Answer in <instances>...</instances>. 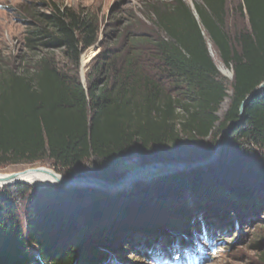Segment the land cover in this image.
Masks as SVG:
<instances>
[{
  "label": "trees",
  "instance_id": "16d2710c",
  "mask_svg": "<svg viewBox=\"0 0 264 264\" xmlns=\"http://www.w3.org/2000/svg\"><path fill=\"white\" fill-rule=\"evenodd\" d=\"M48 7L47 13L25 10L24 51L0 57V168L49 159L59 172L80 177L74 167L90 157L101 167L132 155L143 163L195 161L210 155L215 139L212 147L188 158L166 155L184 140H206L237 123L211 176L203 168L179 171L113 194L53 186L29 197L24 183L4 187L0 264H109L110 248L122 246L153 264L164 251L205 260L195 242L202 233L211 241L218 238L231 222L227 212L200 205L207 213L192 218V209L178 205L168 213L165 205L185 190L209 188L205 180L239 200L250 199L251 205L256 192L264 199V89L246 104L241 119L242 102L264 81V0L237 4L235 11L246 17L247 26L232 33L225 0H201L195 4L197 18L183 0L151 3L147 9L158 36L129 34L117 50L106 49L87 88L77 70L81 53L98 40L97 20L83 10L56 3ZM203 31L233 72L222 119L217 112L228 97V84ZM150 53L155 67L141 59ZM99 74L105 83L90 77ZM92 175L110 181L120 177ZM261 258L264 264V254Z\"/></svg>",
  "mask_w": 264,
  "mask_h": 264
},
{
  "label": "rangeland",
  "instance_id": "374dc122",
  "mask_svg": "<svg viewBox=\"0 0 264 264\" xmlns=\"http://www.w3.org/2000/svg\"><path fill=\"white\" fill-rule=\"evenodd\" d=\"M170 1L171 0H0V57L6 59L11 55L20 54L22 53V51H24L22 49V39L23 32L25 31L27 26L25 20L28 19V17H26L27 12L25 14V10H27L28 12H32L31 10H38L40 12L47 13L49 11V3H56L59 6H66L77 10H83L84 12L93 14L94 18L97 20L99 28L97 42L93 46L84 50L80 55L77 75L82 85L87 88L89 83L91 84L92 82V79L90 81V78L88 76L90 75V73L93 72L95 65L99 64V55L106 49L111 48L117 50L123 43L127 41V36L129 34H143L148 38H155L158 36V33L153 25L154 16L149 13V9H147L148 5L151 3L158 4L160 2ZM183 1L191 8L192 12L195 13L196 17H198L195 10V4L201 3V0ZM240 1L241 0H225L226 27L231 33L236 28H242L245 25L247 26L246 17H241V15H239L235 11V7L238 3H240ZM203 34L207 39V46L209 49L210 56L218 67L219 63L222 62L216 52L215 56H212V53L209 48L210 41L208 40L204 31ZM54 53L55 55L57 54L56 56L60 54L59 50H54ZM141 59L144 60L146 65H149L151 67L156 66L154 58L151 57V53L149 55L147 54ZM229 69L231 70L230 67ZM220 73L222 76L225 77L228 84V97L223 100L217 112L219 118L222 119L230 105V84L232 81V77L229 78L225 76L222 72ZM90 77L94 79L96 77L95 82L97 84H102L104 82L103 74L93 75V77ZM107 81H109V79ZM107 84H109V82ZM171 92L172 91L170 90V93ZM224 131L225 129L221 132H215V137H210L202 141L184 140L181 146L172 147V149L170 150V152H168L166 156L169 158L180 155V158L184 159L191 157V155H194L196 153L198 154L200 152H203L206 148L212 147L213 139H215L214 142H216L217 144L219 138L223 136ZM228 134L229 132H226V134L222 138L217 158L209 165L202 167V170L204 171H211L210 174L207 173V176H211L214 174L213 172L215 170L211 168L215 166L214 164L217 163L220 156H222V154L226 152L224 139L228 136ZM216 144L214 145L213 151L217 150ZM226 155L227 156H225L224 159L228 161L229 155ZM175 161L176 160L172 162ZM145 164L146 163H143L140 157H138L137 155H132L123 157L121 159H118L116 162H112L109 164L107 162H104V165H102L101 167L98 164L97 159H95L94 157H90L82 161L79 166H76L74 168L75 170H78L81 174L84 175L80 177H95L92 174L97 173L102 175L105 172L110 176H117L118 174H120L121 177L130 172H133L134 170L142 167ZM33 168H45L57 173L58 175L70 177L65 173L69 171L63 170L59 172V169L55 167L53 161L49 159L35 164L6 165L0 168V172L19 173ZM169 174L172 173L169 172L168 174L164 175ZM153 175H155V173ZM152 176L146 178L137 177V179L142 180H136L134 182H131L130 184L126 183L115 188H110L108 189L110 191L109 193L113 194L121 191H129L133 188L135 183H151L155 181L157 177H159L157 176L152 179H149ZM18 183H24L30 187L29 197L35 194L37 190L39 192V190L43 188L55 186L48 183L32 184L29 182L25 183L21 181L13 182L8 185L0 184V190L6 186L13 187ZM203 184H210V187L205 189L201 188L191 192L185 190L179 196L174 197L173 200L167 201L165 205V211H167L168 213H171L172 208L179 205L184 206L189 210L192 209V218H199L201 217L199 212H205V210H199L198 206L211 204L216 210L222 211L223 213L227 212L228 218L231 219V222L226 224V229L223 230L222 234L219 235L218 238L216 237L215 240H209L206 237L205 233L199 235V238L195 242L196 248H198V250H200V252L203 255H206L207 257L205 260H201V258L198 257L194 261L191 260L190 262H192L193 264H263L261 258L262 254H264V245L261 243L262 241H264V199L262 197L263 193L256 192L253 197L254 204L251 205L252 202L248 201L250 199H245L244 201L239 200L238 198H235L230 195L229 192L221 185H219L220 187L215 186L212 181L210 182L209 180H205L203 181ZM62 188H73V186ZM47 198L44 197V200H47ZM18 204L20 207L19 211L22 212V210H24V204L22 203V201H19ZM205 213H207V210ZM169 215L170 214H168V216ZM114 218L117 219L116 216H113V219ZM171 220L175 224L172 228L176 230L179 227V223L177 222L178 220L177 218H174V216ZM233 220H236L237 222L234 223ZM131 222L133 221L131 220ZM156 223L158 225L162 224L158 221H156ZM94 230H96V228ZM29 248L30 252L32 251L33 253L35 251L33 247L30 246ZM126 248L127 247L124 246L117 249L110 248L113 251L108 257L109 264H153L151 260L140 256L138 252L134 253L129 249L127 250ZM178 257H181L183 264H186L189 258H191L187 255L183 257L180 255L170 254L168 251H164L161 254L160 259L162 260V264H178V262L176 261Z\"/></svg>",
  "mask_w": 264,
  "mask_h": 264
},
{
  "label": "water",
  "instance_id": "95a60500",
  "mask_svg": "<svg viewBox=\"0 0 264 264\" xmlns=\"http://www.w3.org/2000/svg\"><path fill=\"white\" fill-rule=\"evenodd\" d=\"M193 14H194L195 18H197L195 13H193ZM218 70H219V68H218ZM263 89H264V81L244 99V101L242 102V105H241V119L243 118V110H244L246 104ZM236 123L237 122L230 123L229 126L225 129L223 136L226 134V132L230 133V131L232 130L233 126ZM223 136H221L219 138V140L216 144L217 150L212 151L210 153V155H208L205 158L195 160V161H187V160H178L177 161L176 160L175 162H172L174 160H154L151 162H145L146 164L143 165L142 167L136 169L137 171L134 170L133 172H130L124 176L118 177V178L114 179L113 181H110V180L105 179V178H99V177H65L63 175H58L57 173H55L51 170L45 169V168H35V169L33 168V169L25 170L24 172H26V171L45 172L46 174H49L54 179H56V181L58 182L57 184L52 183V185L59 186V187H68V186L79 187L80 186V187L101 189V190H106V191L110 192L108 190L109 188L121 186V184H123L127 179L131 178L132 176L137 175L139 172H141L142 170H144L146 168H151L152 170L155 171V175H153L151 178H149V179H152V178L157 177V176H162L164 174H168L169 172L174 173V172H178V171H184V170H190V169L205 167V166L209 165L210 163H212L217 158L218 153H219L220 143L222 141ZM17 175H18V172H15L12 174V176H10V178H8L6 180L7 181L9 180L10 183L21 182L20 180L17 179ZM60 177H62V178H60ZM136 180H142V179L132 178L130 182H134ZM9 182H6V184L7 183L10 184ZM25 183H28V182H25Z\"/></svg>",
  "mask_w": 264,
  "mask_h": 264
},
{
  "label": "bare ground",
  "instance_id": "6f19581e",
  "mask_svg": "<svg viewBox=\"0 0 264 264\" xmlns=\"http://www.w3.org/2000/svg\"><path fill=\"white\" fill-rule=\"evenodd\" d=\"M209 48L210 51L212 53V56H215V51L212 48V45L209 43ZM220 71L227 77L231 78L233 75L232 70H230L228 67H226L224 64L219 63L218 65ZM155 173L154 170H152L151 168H146L144 170H142L141 173H138L135 176H132L131 178L127 179L123 184H130L131 179L132 178H146L149 176H152ZM13 173H2L0 172V184H6V182H9V180L7 181L6 179L10 178V176H12ZM62 178V177H60ZM17 179L23 182H29V183H35V184H42V183H48V184H57L58 182L56 181V179H54L52 176H50L49 174H46L45 172H33V171H26V172H19L17 175ZM10 183V182H9ZM8 184V183H7ZM70 187V186H68ZM115 188V187H113ZM110 189V188H109Z\"/></svg>",
  "mask_w": 264,
  "mask_h": 264
}]
</instances>
